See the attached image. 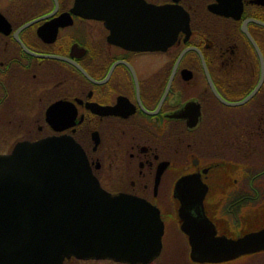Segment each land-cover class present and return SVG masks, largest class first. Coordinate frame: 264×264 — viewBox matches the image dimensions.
Returning <instances> with one entry per match:
<instances>
[{
    "label": "flooded vegetation",
    "instance_id": "obj_1",
    "mask_svg": "<svg viewBox=\"0 0 264 264\" xmlns=\"http://www.w3.org/2000/svg\"><path fill=\"white\" fill-rule=\"evenodd\" d=\"M133 31L159 42L133 46ZM261 69L264 0H0V153L72 136L103 188L162 220L149 258L57 264H264V249L193 258L182 226L233 238L264 227Z\"/></svg>",
    "mask_w": 264,
    "mask_h": 264
},
{
    "label": "water",
    "instance_id": "obj_2",
    "mask_svg": "<svg viewBox=\"0 0 264 264\" xmlns=\"http://www.w3.org/2000/svg\"><path fill=\"white\" fill-rule=\"evenodd\" d=\"M129 37L140 48L159 42L139 31ZM189 178L200 173L182 175L177 183L192 186ZM180 211L185 218L183 207ZM182 226L196 259L216 261L264 249V227L233 238L185 221ZM161 233L158 209L141 197L103 188L72 136L21 139L0 153V263L57 264L71 254L142 260L158 251Z\"/></svg>",
    "mask_w": 264,
    "mask_h": 264
},
{
    "label": "rangeland",
    "instance_id": "obj_3",
    "mask_svg": "<svg viewBox=\"0 0 264 264\" xmlns=\"http://www.w3.org/2000/svg\"><path fill=\"white\" fill-rule=\"evenodd\" d=\"M23 132V130H21ZM14 133V132H13Z\"/></svg>",
    "mask_w": 264,
    "mask_h": 264
}]
</instances>
